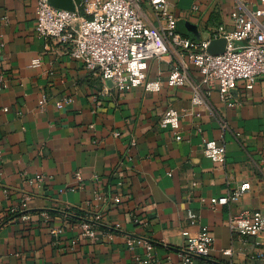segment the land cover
Returning <instances> with one entry per match:
<instances>
[{
    "label": "crops",
    "instance_id": "obj_1",
    "mask_svg": "<svg viewBox=\"0 0 264 264\" xmlns=\"http://www.w3.org/2000/svg\"><path fill=\"white\" fill-rule=\"evenodd\" d=\"M167 2L177 32L210 45L225 40L216 38L220 27L235 30L231 14L241 5L264 8L261 0ZM36 26L35 0H0V264H132L128 238L152 246L153 264H181L183 233L203 227L214 243L195 264H263L255 240L233 235L228 219L264 213V77L252 90L240 81L234 107L203 85L207 105L196 106L190 87H169L167 56L149 64L147 81L160 80L159 92L120 91ZM170 109L184 114L181 141L161 127ZM204 140L226 148L225 164L204 156ZM245 183L251 190L239 203L210 205ZM94 216L97 238L86 239L81 224Z\"/></svg>",
    "mask_w": 264,
    "mask_h": 264
},
{
    "label": "built area",
    "instance_id": "obj_2",
    "mask_svg": "<svg viewBox=\"0 0 264 264\" xmlns=\"http://www.w3.org/2000/svg\"><path fill=\"white\" fill-rule=\"evenodd\" d=\"M35 2L36 35L68 44L74 60L120 91L144 87L147 92H159L160 80L147 81V73L151 61L167 56L172 59L169 87H190L192 103L196 106L207 105L209 93L203 90V85L208 89L217 86L221 98L229 107H234L233 92L237 84L243 81L246 89L252 90L264 77V8L254 11L241 5L239 10L233 11L231 19L235 30L227 32L220 27L216 33V38L223 37L227 41L226 52L214 55L208 52L209 43L193 42L177 32L178 20L171 13L167 0H81L73 12L55 8L50 0ZM261 3L264 5V0ZM237 43L244 45L238 48ZM2 47L0 44V52ZM190 67L198 71L200 82L191 75ZM46 100L43 99V104ZM63 106L59 104L60 108ZM183 116L170 109L161 120V127L170 129L178 141L182 140L180 120ZM222 127L227 129L225 123ZM202 150L211 161L226 163V148L215 141L204 140ZM250 190L249 183L237 185L227 195L212 198L209 203L212 207L237 204ZM23 207H27L26 204ZM44 216L50 220L49 214ZM188 219L193 224L197 221L192 212ZM100 220V216H94L81 224L84 238H97ZM228 227L233 235L255 240L256 258L264 264V213L244 211L230 215ZM114 230H119V226ZM51 234L57 237L63 231L54 229ZM213 243L214 235L206 227L195 236L184 232L179 249L181 264L208 259ZM126 245L129 251L136 252L132 264H153V248L145 240L128 238ZM139 247L146 249L145 256L137 253Z\"/></svg>",
    "mask_w": 264,
    "mask_h": 264
},
{
    "label": "water",
    "instance_id": "obj_3",
    "mask_svg": "<svg viewBox=\"0 0 264 264\" xmlns=\"http://www.w3.org/2000/svg\"><path fill=\"white\" fill-rule=\"evenodd\" d=\"M51 5L55 8L67 10V11H75V6L73 0H50ZM227 49V41L219 40L211 43L208 52L214 55L224 54Z\"/></svg>",
    "mask_w": 264,
    "mask_h": 264
}]
</instances>
